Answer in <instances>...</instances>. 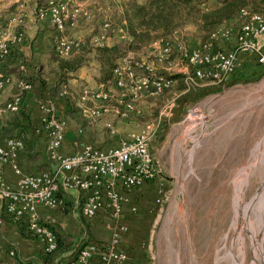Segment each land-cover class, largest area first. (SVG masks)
Here are the masks:
<instances>
[{
  "label": "rangeland",
  "instance_id": "1",
  "mask_svg": "<svg viewBox=\"0 0 264 264\" xmlns=\"http://www.w3.org/2000/svg\"><path fill=\"white\" fill-rule=\"evenodd\" d=\"M86 1H93L96 6L94 19L80 27L90 29L80 36L89 41L101 31L100 21L118 17V4L117 0ZM30 12L28 8L22 12L24 34L28 16H36ZM1 13L7 16L9 11L3 9ZM32 30L36 33L38 28L33 24ZM115 36L121 37L117 33ZM212 39L208 42L213 51L235 47L233 35L220 32ZM156 42L141 59L154 70L183 73L187 62L176 47L193 49L199 46L200 36L178 32L173 37L171 58L159 64L152 56L161 46ZM92 47L90 44L88 49ZM21 52L20 64L29 67L25 77L33 84L38 77L43 79L46 85L40 86L41 96L48 97L47 83L56 79L48 64L52 51L34 53L35 58ZM128 58L133 63L139 62L133 53ZM249 58L252 59L249 65L238 62L224 75L223 81L218 82V94L198 102V97L195 101L184 100L187 91L172 92L164 95L156 111H149L141 121L123 124L117 118L113 134L101 131L98 140L104 143L127 139L142 127L151 126L154 133L150 149L159 174L168 183L159 201V218L147 231L136 232L138 243L128 249V263L133 260L134 264H264V62ZM95 67L96 62L91 59L72 74L69 82L76 91L93 84L91 75L96 72ZM36 87L39 91V86ZM161 129L165 135L158 140ZM248 213L250 227L257 219L260 225V228L255 225L252 231L258 249L246 227ZM85 225L88 229L86 222ZM89 236L87 230L81 241Z\"/></svg>",
  "mask_w": 264,
  "mask_h": 264
},
{
  "label": "built area",
  "instance_id": "2",
  "mask_svg": "<svg viewBox=\"0 0 264 264\" xmlns=\"http://www.w3.org/2000/svg\"><path fill=\"white\" fill-rule=\"evenodd\" d=\"M17 12L2 18L0 14V60L5 59L17 44L24 39L22 29V12L25 2H20ZM81 6L74 0H49L41 14H47L52 25L57 29L55 37V51L62 58H70L83 51L87 42L80 38L68 35L66 28L73 27L78 21ZM246 12L243 11V14ZM88 11L83 17H89ZM123 33L122 29H119ZM223 35H232L230 31H221ZM124 35V33H123ZM218 34H213L216 38ZM126 37V34L123 36ZM95 36L93 42L98 43ZM157 62L168 60L174 42L157 41ZM234 48L228 51H213L211 43L204 47L181 49V57L187 62L183 74L188 88L196 87L203 80L220 82L224 75L232 71L238 63V54L249 53L264 62V17L259 13L249 15L240 32L235 36ZM133 61L125 57L122 65L114 69L111 87L127 91L129 101L124 102L126 116L128 110L134 108V101L142 96L153 97L163 89L169 88L174 81L169 78H154V68L144 66L146 73L138 72L132 65ZM134 62L142 68L143 64ZM12 78L0 71V89H3ZM17 91L0 106L1 112H16L22 104V93L32 89L31 81L20 78L17 80ZM87 87L80 95L79 104L83 112L97 118L109 111L119 112L116 106L95 104L86 105V101H95L109 97L103 84L96 87ZM61 94H65L63 90ZM39 107L42 111L40 124L36 130L46 138V150L49 159L55 163L53 169H44L36 173L21 174L17 165L11 163L12 157L25 142L22 138L9 136L5 140L7 149L0 146V162L10 163L15 173L20 174L17 189L2 187L1 196L5 198L6 212L16 221L26 224L27 230L44 244L45 251L52 253L57 250L55 235L47 224L40 220L35 213V206L43 204L47 207L65 209L72 200L69 194L75 195L74 208H79L80 214L86 221H92L101 213H106L110 221V237L107 241L88 239L75 249L73 258L68 264H125L129 262L128 251L121 248V240L127 225L122 223L124 204L128 201V193L135 191L145 182L154 179L159 173V167L150 150V143L154 129L151 126L142 127L127 139H121L114 145L97 146L83 144L72 153L61 152V145L66 128V119L57 113L56 106L51 98L41 100ZM110 126V122H105ZM111 134L115 128L111 127ZM3 183L0 182V185Z\"/></svg>",
  "mask_w": 264,
  "mask_h": 264
},
{
  "label": "trees",
  "instance_id": "3",
  "mask_svg": "<svg viewBox=\"0 0 264 264\" xmlns=\"http://www.w3.org/2000/svg\"><path fill=\"white\" fill-rule=\"evenodd\" d=\"M23 1L25 2V9L32 8L34 13L40 14V9L46 10L49 0H0V14L3 9L9 11L8 15L16 13L18 11V4ZM116 4H118V12H116L118 17L114 15V17L100 21L101 31L97 34L95 33L93 36V38L95 36L99 37L100 41L96 43L93 42V40H89L91 46L94 47L88 49L90 44L85 40L87 42V47L84 48L83 51L70 58H62L58 56L55 51L54 38L53 51L51 52L48 64L56 74V79L53 82L52 88L49 89L48 93L50 94L48 97L43 98L41 96L42 100L51 98L55 101L54 99H56V97L63 98L67 106L63 116L66 121H72L82 132L92 135L101 131L105 132V134L109 133L111 127L115 128L117 118L120 119L123 124L141 121L140 119L149 111H156V108L164 101V95L167 96L172 92L182 93L185 91L186 93V91L189 92L190 89L192 90L195 88H188V85L184 81L183 73H167L166 71H157L155 69L153 72L154 78H169L174 81L173 85L163 89L156 96L134 101V108L128 110L126 116H122L121 112L125 110L124 102L129 101V95L127 91L117 87H114L115 90L112 91V87L110 86L114 77V69L122 65L123 59L129 57V53H133L139 63L144 62L142 68H138L132 63L136 70L146 73L144 66H146L148 62L143 61L141 58L148 53L151 45L156 41L173 42V37L176 36L178 32L179 34H182V32H192L200 36L199 46L204 47L208 41L214 40L212 39L215 38L213 34H218L221 31H230L233 36H236L240 32L242 25L247 22L250 14L259 13L264 17V0H117ZM84 11L86 10L81 7L76 25L80 21L79 24L83 27L86 23L93 20L94 14L92 15L89 13L90 16L85 18L83 17ZM243 11L246 13L243 14ZM1 17L5 18L6 16L1 14ZM82 19H84L83 22H81ZM53 28L56 31L55 33L58 34L54 25ZM69 28V26L66 28V33H68ZM119 29L123 30L126 37H123L124 35ZM116 33L121 35V37L115 36ZM108 38L110 39L109 44L106 41ZM85 49L88 50L85 51ZM172 54L173 51L170 52L169 58H171ZM244 54L252 56L256 62H259L252 54ZM152 56L156 63L159 64L157 62L156 50L152 52ZM91 59L96 62V72L91 75L93 84L92 86H84L76 91L69 80L72 79L73 73L87 65ZM166 62L167 60L163 61V63ZM18 77L17 80L20 78L29 80L24 75ZM222 81L223 80L220 82ZM31 83L34 85L33 82ZM40 83H42L41 86L46 85L43 79H40ZM100 84L105 86L109 93V97L100 99L97 104L116 106L119 112L109 111L97 117V122H92L83 112V108L79 104L80 95L85 88L92 87V90L95 91L96 87ZM63 90L65 94H61ZM27 92L28 91L22 93V104L20 109L12 113L5 112L7 117L0 121V124L4 123L3 125L7 127L4 128V130L16 131L13 135L22 139L26 131L33 128L29 110L25 103V98L28 95ZM152 101H155L158 105H155ZM89 104L93 103L87 100L86 105ZM112 113L116 117L110 121L107 115ZM106 121L110 122V126L105 125ZM164 135V129H161L158 140H162ZM80 216L81 220L84 222L81 214ZM47 226L55 235L57 250L66 248L64 240L60 238V235L55 231L54 227L49 224H47Z\"/></svg>",
  "mask_w": 264,
  "mask_h": 264
},
{
  "label": "crops",
  "instance_id": "4",
  "mask_svg": "<svg viewBox=\"0 0 264 264\" xmlns=\"http://www.w3.org/2000/svg\"><path fill=\"white\" fill-rule=\"evenodd\" d=\"M75 2H77L82 9H85L92 15L94 14L96 6L93 1L85 0L82 2V0H75ZM29 11H31L30 13H33L32 8H29ZM37 15L40 16L35 20L34 17ZM36 16H28L25 25L27 32L24 34L23 41L12 49L9 56L0 60V71L11 75L12 78L11 83H8V85L0 90V106L7 100V96L10 97L17 91L16 81L17 78H19L18 76H26L25 73L29 67L20 64L19 55L22 53L21 51L23 50L24 54H33L32 57L34 58L37 57L34 53L42 52L48 54V52L53 51V40L56 37V31L50 23L47 14L43 15L40 13L36 14ZM83 21L84 19H82L81 22ZM33 24L38 28L36 33L32 30ZM78 24L74 27H70L68 29L69 34H67L75 38L86 40L80 36L88 33L90 29H80L82 26L81 24ZM93 36L94 34L90 37V41L94 39ZM106 41L108 44L110 43L109 38ZM30 47H33L34 49L31 50ZM238 59V62L242 64V66L249 65L252 62V59L242 52L238 54ZM33 79H35L34 75ZM38 79L40 80L39 77ZM37 80L34 81L33 88L27 92L28 95L25 98L33 128L27 130L23 137V140L25 138L24 148L18 150L11 159V163L17 165L21 174L36 173L44 169H53L55 166V163H53L48 157L44 134L36 130L37 126L40 124V117L42 115V111L39 107V103L42 100L41 84L37 83ZM53 82L54 81L47 83V88H52ZM36 83L40 88L39 91L36 87ZM187 93L188 94L183 98L184 100L190 99V101H195L198 97L197 101L201 102L208 96L218 94V81L203 80L198 86ZM54 100L55 101L53 102H55L54 104L56 105L57 113L64 116L67 107L65 100L59 97H56ZM91 102L93 104H89V107H93L97 104L95 101ZM174 109V113H176L177 108ZM2 115H4V117ZM5 117H7V114L1 112L0 121ZM115 117L116 116L113 113L107 115V118L110 121L115 119ZM89 118L92 122L98 121L96 118ZM66 122L67 124L61 145V152L66 154L78 150L83 144L89 143L97 146H109L116 144L121 139H126L118 138V141L107 140L106 142L101 143V141L98 140L101 138V132H99L100 134L95 133L92 135L82 132L72 121L67 120ZM3 124H0V146L7 149L5 140L10 135L15 136L13 134H15L16 131L4 130V128L7 127ZM109 133L111 134V132ZM19 177L20 174L15 173L14 168L10 163L0 162V182L3 183L0 185V264H68L75 254V249L86 241H81V239L84 238L87 230H89L90 235L88 239L92 238L104 242L109 239L111 234L109 226L112 222L106 213H101L92 221H86L83 218L84 222L88 225L87 229L85 223L81 220L79 208H74L72 206L75 204L76 199L75 195L71 193L69 194V200L72 201L65 209L51 208L43 204H37L35 206V213L40 220L53 226L66 245V248H60L52 253H47L44 244L27 230L26 224L14 220L6 212L4 205L5 198L1 196L2 187L17 189ZM167 184L168 183L162 175L158 173L154 179L145 182L138 189L127 194L128 201L124 204V211L121 220L123 224L127 225V231L122 235L121 248L124 247L123 249H127V251L128 249L130 250L132 245L138 243L136 236L139 233L136 234V232L142 230L147 231L148 227L154 225L157 220L156 217L158 216L159 218V201L166 193L168 188ZM134 263L135 262L131 260L130 263L127 262L125 264ZM92 264L98 263L93 262Z\"/></svg>",
  "mask_w": 264,
  "mask_h": 264
},
{
  "label": "bare ground",
  "instance_id": "5",
  "mask_svg": "<svg viewBox=\"0 0 264 264\" xmlns=\"http://www.w3.org/2000/svg\"><path fill=\"white\" fill-rule=\"evenodd\" d=\"M239 210H240V206H239ZM251 215H250V213H248V216H247V222H246V227H247V230H248V232H249V235H250V237H251V239L254 241V245L257 247V249H258V246L256 245L257 244V239H256V237H255V235L252 233V231H254L253 229H255L256 227H255V225H257L259 228H260V225H259V222H258V219H257V221L254 223V225L252 226V227H250V224H249V220H250V217ZM248 224V225H247ZM236 232V231H235ZM256 234V233H255ZM255 247V248H256Z\"/></svg>",
  "mask_w": 264,
  "mask_h": 264
}]
</instances>
